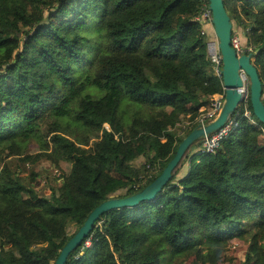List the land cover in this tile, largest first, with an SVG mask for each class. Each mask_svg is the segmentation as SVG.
Segmentation results:
<instances>
[{
    "label": "trees",
    "instance_id": "1",
    "mask_svg": "<svg viewBox=\"0 0 264 264\" xmlns=\"http://www.w3.org/2000/svg\"><path fill=\"white\" fill-rule=\"evenodd\" d=\"M224 3L264 101V0ZM203 5L0 0V264H55L101 203L160 176L224 91ZM246 108L254 123L235 114L216 153L190 148L154 200L103 214L67 264H220L233 240L248 246L242 264H264V125L250 96ZM34 141L37 159L70 165L49 198L5 165Z\"/></svg>",
    "mask_w": 264,
    "mask_h": 264
},
{
    "label": "water",
    "instance_id": "2",
    "mask_svg": "<svg viewBox=\"0 0 264 264\" xmlns=\"http://www.w3.org/2000/svg\"><path fill=\"white\" fill-rule=\"evenodd\" d=\"M212 11L214 34L222 56L221 76L224 89V102L218 116L211 122L199 124L179 145L176 155L168 163L160 176L143 190L125 198H111L101 203L88 217L79 231L61 250L55 264H67L69 256L79 248L92 232L101 216L113 209L134 207L143 201H152L172 179L174 172L186 159L189 150L200 140L222 129L237 114L242 104L250 96L254 116L264 125L263 85L253 63V53L238 56L232 46L234 26L224 0H208ZM244 89L245 93L239 90Z\"/></svg>",
    "mask_w": 264,
    "mask_h": 264
},
{
    "label": "rangeland",
    "instance_id": "3",
    "mask_svg": "<svg viewBox=\"0 0 264 264\" xmlns=\"http://www.w3.org/2000/svg\"><path fill=\"white\" fill-rule=\"evenodd\" d=\"M236 29L242 31L239 26H235L234 30ZM206 32L210 38L214 36V29L212 28V26H208L206 28ZM223 96L224 91L223 93L217 94L213 97L212 103L209 105V107H207V112L204 115H201V117L199 118L200 124L209 123L217 117V115H215L214 113V101L220 100ZM71 118L66 117L63 118L62 121L65 124L69 123L71 125H76ZM200 143H202V140L198 141L197 144L195 143V148ZM22 151L23 154L10 155L9 158L6 159L5 165L10 168L14 176H18V178L23 179L25 181V185L34 186L39 195L49 198L52 189L57 188L59 184L62 183V174L68 173L70 171V165L62 164L61 167H57L54 163L44 157L37 159V155L42 153V150L40 148V145L35 141L29 144L28 147L24 148ZM27 154L32 157V160L25 159V155ZM143 162L144 160L141 159L137 164L140 165ZM227 245L228 246H226L225 255H223L224 257L220 264H242V262L245 260L248 246L238 240H233ZM194 262L195 259L191 258L186 264H196Z\"/></svg>",
    "mask_w": 264,
    "mask_h": 264
},
{
    "label": "built area",
    "instance_id": "4",
    "mask_svg": "<svg viewBox=\"0 0 264 264\" xmlns=\"http://www.w3.org/2000/svg\"><path fill=\"white\" fill-rule=\"evenodd\" d=\"M212 17H213L212 11L209 5H203L200 8V12L196 20L201 23L203 27V31L206 34H207L206 28L208 26H212L213 28ZM241 37H242V32L237 29L234 30L233 35H232V46L236 50L238 56H241L243 54H248V52L250 51L249 48L242 43ZM208 52H209V56L211 58L212 63L215 65L216 74H218V76H221V68H222L223 63H222V56L218 48V40L215 34L214 36H212V38L208 36ZM239 91L243 94L245 93L244 89H240ZM214 102H215L214 104L215 112L214 113L215 115L218 116L223 106L224 96L221 97L220 100H215ZM241 113L243 117L250 119V121L254 123L252 115L247 108L244 110V112H242L241 109L237 112L238 115H240ZM238 126H239L238 118H234V119L231 118L229 122L222 129L218 130L214 134L202 140V143H201L202 147L200 146L199 148L200 152L203 154L216 153V151L221 147V144L225 140V138H227L229 134L231 133V131L234 128H237ZM87 244L89 246V242H87Z\"/></svg>",
    "mask_w": 264,
    "mask_h": 264
},
{
    "label": "crops",
    "instance_id": "5",
    "mask_svg": "<svg viewBox=\"0 0 264 264\" xmlns=\"http://www.w3.org/2000/svg\"><path fill=\"white\" fill-rule=\"evenodd\" d=\"M238 30V29H237Z\"/></svg>",
    "mask_w": 264,
    "mask_h": 264
}]
</instances>
